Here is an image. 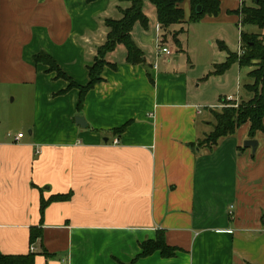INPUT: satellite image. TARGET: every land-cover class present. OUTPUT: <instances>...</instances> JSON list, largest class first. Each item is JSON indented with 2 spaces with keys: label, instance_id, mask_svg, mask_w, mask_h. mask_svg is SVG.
<instances>
[{
  "label": "crops",
  "instance_id": "1",
  "mask_svg": "<svg viewBox=\"0 0 264 264\" xmlns=\"http://www.w3.org/2000/svg\"><path fill=\"white\" fill-rule=\"evenodd\" d=\"M147 1L149 26L136 22L131 32L144 62L128 63L118 44L106 55L102 81L77 110L78 89L65 90L68 81L34 56L48 55L85 85L107 36L105 19H119L129 4L0 0L2 254L35 252L34 264H127L141 242L162 230L175 255L155 252L133 264H264V134L250 138L247 122L211 148L196 144L225 97L250 99L244 86L252 82L251 68L232 63L226 72L237 73L236 94L207 99L213 90L201 86L218 77L209 75L218 61L206 62L198 76L182 69L174 52L183 51L182 42L175 47L171 35L164 45L173 55L157 57L154 67L144 35L157 42L161 32ZM242 3L220 0L219 14L206 20L238 24L234 11ZM181 6L188 15V0ZM77 116L85 126L76 124ZM245 140H256L254 151L243 147ZM67 193L70 199L49 203L41 220L40 196ZM33 226L41 227L49 257L38 242L29 243Z\"/></svg>",
  "mask_w": 264,
  "mask_h": 264
},
{
  "label": "trees",
  "instance_id": "2",
  "mask_svg": "<svg viewBox=\"0 0 264 264\" xmlns=\"http://www.w3.org/2000/svg\"><path fill=\"white\" fill-rule=\"evenodd\" d=\"M92 2L94 0H87ZM127 2L129 5L121 9L119 19H105L104 24L108 29L105 42L98 47L96 56L90 66H88V82L85 85H79L67 76L58 64L48 55L39 53L34 56L36 63H42L47 66V72H55L56 77L68 81L65 90L71 88L78 89V100L76 109L80 110L83 104L85 94L97 83L102 81V69L108 63L106 55L113 51L118 44H122L126 49V60L130 64H139L144 62L142 51L132 39V29L136 22L146 28L148 18L143 11V0H117ZM155 8L157 23L161 32L159 40L164 43V38L171 35L174 44L180 48L181 43L178 39L180 33H186V27L181 26L179 30L171 31V27L176 24L186 25L189 21H198L204 16H217L220 12V0H188L189 14L186 20V13L181 4L184 0H148ZM200 7V12H197ZM239 16L240 26L253 25L258 29L264 28V0H253L252 6L244 3L234 11ZM239 42L242 53L231 52L222 41H217L220 50L227 53V57L221 63L213 65V70L209 75H220L226 72L232 63H237L241 68L249 67L251 70L248 76L252 82L246 84L244 89L250 94V99L240 101L237 107L227 106L219 110H211L213 115L212 128L204 138L197 141V147L214 146L218 139L233 134L236 129L244 123H249L248 136L255 137L257 132L264 134V34L247 33L240 31ZM64 90V91H65ZM127 124V123H126ZM126 124L114 131L116 133L124 130ZM71 193L52 194L47 199L40 196L39 213L42 215L45 207L54 201H66L70 199ZM42 229L40 226L30 228L29 243L40 244V253L46 257L50 254L46 252L41 244ZM158 252L163 258H170L175 255L177 248L168 245L165 242L164 232L158 230L154 239H147L140 244V252L136 258L147 257ZM37 253L29 252L27 254L6 255L0 252V264H34V258ZM134 259V260H135ZM134 260L127 264H133ZM123 264V263H121Z\"/></svg>",
  "mask_w": 264,
  "mask_h": 264
},
{
  "label": "rangeland",
  "instance_id": "3",
  "mask_svg": "<svg viewBox=\"0 0 264 264\" xmlns=\"http://www.w3.org/2000/svg\"><path fill=\"white\" fill-rule=\"evenodd\" d=\"M241 1L247 6L253 5V0ZM227 2L230 3V0H227ZM207 17L208 16H204L198 21L187 22V25H184L186 27L187 33H180L177 36L179 37V41L182 42L183 51H174L175 56H181V60H179V62L182 69H186L195 76H198L202 73L203 65L206 62L214 59L220 63L223 60L224 50H220L218 48L217 40H221L230 51L236 52L239 46L240 31L247 33L261 32V29H258L253 25L240 26L236 24V22H234V24L226 22H212L206 20ZM185 18L187 20L188 15H186ZM176 26L177 25H173L171 27V31L178 30V27ZM219 35L222 37H219ZM144 38L145 53H147L151 59V64L156 62L158 63L159 59H156L157 42L152 40L150 37L147 38L145 35ZM206 38L209 39L207 40ZM233 68L228 72H224L222 75H217L218 77H215L214 79L209 77L206 81H204L201 87H207L213 90V95L207 97V99L215 98L218 94H236L237 73ZM240 93H242L241 86L238 91V94ZM10 100L11 96L9 97V101Z\"/></svg>",
  "mask_w": 264,
  "mask_h": 264
},
{
  "label": "built area",
  "instance_id": "4",
  "mask_svg": "<svg viewBox=\"0 0 264 264\" xmlns=\"http://www.w3.org/2000/svg\"><path fill=\"white\" fill-rule=\"evenodd\" d=\"M240 22V20H239ZM238 22V25H240V23ZM240 29V28H239ZM238 55H240L242 53V49L240 46V42H239V47H238V51H237ZM173 55L172 50L168 47L165 46L164 43H161V41L158 39L157 41V57L160 56H164L165 58H169ZM155 67V64H154ZM238 99L232 96H227L225 97L222 102L219 105V108H223V107H227V106H232V107H237L238 105ZM22 137V133H19L16 135L15 139L18 140ZM114 143H117V140H114ZM232 207H230V213H232ZM31 251H33V247L30 248Z\"/></svg>",
  "mask_w": 264,
  "mask_h": 264
},
{
  "label": "water",
  "instance_id": "5",
  "mask_svg": "<svg viewBox=\"0 0 264 264\" xmlns=\"http://www.w3.org/2000/svg\"><path fill=\"white\" fill-rule=\"evenodd\" d=\"M200 9H201L200 7H197L196 11H197V12H200ZM75 122H76V124H78V125L81 126V127L86 125V124H84V120H83V118L80 117V116H77V117L75 118ZM256 145H257L256 140H245V141L243 142V147H251L253 151H254Z\"/></svg>",
  "mask_w": 264,
  "mask_h": 264
}]
</instances>
